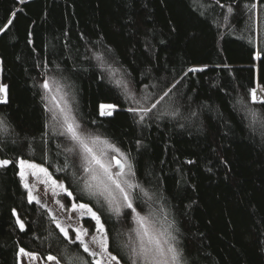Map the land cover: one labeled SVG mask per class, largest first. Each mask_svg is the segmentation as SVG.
I'll list each match as a JSON object with an SVG mask.
<instances>
[{
	"label": "trees",
	"instance_id": "1",
	"mask_svg": "<svg viewBox=\"0 0 264 264\" xmlns=\"http://www.w3.org/2000/svg\"><path fill=\"white\" fill-rule=\"evenodd\" d=\"M48 76L84 130L126 152L140 185L134 206L170 227L183 264H264V104L250 96L257 80L264 88V0H0V159L12 161L0 168V264H18L21 248L61 264L94 260L29 202L20 159L89 204L109 250L131 264L133 215L85 191L77 159L49 128ZM117 80L138 100L152 94L148 103L175 87L140 121Z\"/></svg>",
	"mask_w": 264,
	"mask_h": 264
},
{
	"label": "snow or ice",
	"instance_id": "2",
	"mask_svg": "<svg viewBox=\"0 0 264 264\" xmlns=\"http://www.w3.org/2000/svg\"><path fill=\"white\" fill-rule=\"evenodd\" d=\"M219 4V0H216ZM223 7V5H221ZM256 7L255 4L252 5ZM227 11L230 13L233 11L229 6ZM11 24V21H8ZM190 71H196V69H190ZM117 85H121L122 81L117 80ZM46 91L47 96L42 99H48L51 101L52 106L48 108V111L52 113V121L56 122L62 129L58 134L66 136L82 150L83 170L87 175L85 180L84 189L88 192L89 196L102 198L108 205V209L117 215L122 212V207L131 210L129 215L134 214V219L137 227L134 229L135 236L138 238L135 242V246L132 243L126 245L129 251L128 259L131 264H183L185 257L182 251L177 246L176 238L171 236L166 231H161L156 225L158 221L152 219L151 213L149 215H141L137 212L134 206L133 191L140 188L138 183H133L131 177L135 176L132 169V164L128 159V156L121 151L115 144L109 143L107 140H102L99 136L87 137L80 131L79 122L76 120L72 113L71 105L67 100V93L62 92V88L57 86L53 87L50 83V79L44 80L42 86ZM123 87L126 90L127 98L131 99L132 103L137 105L136 107H129L128 111L139 116V120L143 121L145 117L157 107V105L168 96L173 84L170 88L163 91V95H160L152 103H148L152 94L145 92L140 100L127 91V84L124 83ZM147 86H145V89ZM0 103H7V87L0 86ZM251 101L253 103L264 104V98L257 96L256 90L253 89L250 93ZM101 115H111V112H105L103 109H112L114 105H101ZM2 123V121H0ZM43 139V137H42ZM67 151H74L73 148L67 149ZM111 151L115 155H108ZM12 161L8 159L0 160V168L7 167ZM20 176L24 180V187L28 189L29 202L35 201L39 204L40 200L32 195V188L28 183V173L25 169L32 170V175L39 181L41 174L46 178L42 183L50 182L54 187H59L63 190L67 197H72V193L67 190L63 184H59L55 179L51 178V174L48 169L24 159L19 160ZM113 168L116 171H113ZM141 191H143L141 189ZM56 194V193H54ZM143 195L147 196L144 192ZM150 199V197H149ZM99 202V201H98ZM45 206V205H42ZM46 207V206H45ZM64 208V205H61ZM70 209L75 211L77 209L83 210L81 217L86 212L91 220L95 221L93 231L95 234L91 237V242L95 244L99 251L91 250L89 243L86 242L85 237L88 235V229L83 227H76L72 229V234L69 232V228L62 226L55 215L52 216L53 221H56V226L60 233L63 235L64 240L71 245H77V248H82L85 253L93 257L92 264H120L117 256L112 255L108 250V236L107 231L104 228V224L101 222L100 216L96 211L92 209L88 204L77 203L73 199L70 203ZM17 223L19 228L25 230L24 222L17 217ZM20 253L32 257L34 254L26 252L23 248L20 249ZM48 261H55L56 264H60V260L53 255H49L46 258ZM75 260L81 261V264H88L79 255L74 257Z\"/></svg>",
	"mask_w": 264,
	"mask_h": 264
},
{
	"label": "rangeland",
	"instance_id": "3",
	"mask_svg": "<svg viewBox=\"0 0 264 264\" xmlns=\"http://www.w3.org/2000/svg\"><path fill=\"white\" fill-rule=\"evenodd\" d=\"M18 1L20 3H23V2H25L27 0H18ZM46 79H50V83H51V85L53 87L59 86V87L62 88V92L66 93L64 88L59 83L54 81L51 77L48 76ZM123 84L124 83L122 82L121 87H122L123 91L126 93V90L123 87ZM0 86H6V85L2 81H0ZM129 90H130V88L127 85V91L129 92ZM255 90H256L257 96L259 98H264V88L259 84L258 80H257V83H256ZM43 94H44V97L47 96V93H46L45 90H43ZM0 95H2V94H0ZM67 100H68L69 104L71 105V109H72L73 115L75 116L76 120L78 121V119L76 117V114H75V111L73 109L72 103H71V101H70L68 96H67ZM44 102H45V106H46V109H47V112H48L49 128L52 130V132L58 134L60 131H62V129L59 127V125L56 122L52 121V119H51L52 113H50L48 111V108L52 106L51 101L48 100V99H44ZM101 105H113V104H101ZM100 106H99V110L101 112V107ZM115 110H116V107H114L112 109H103V111H105V112H109L110 111L111 115H113ZM111 115H103V116H111ZM79 125H80V123H79ZM80 131L83 132L85 134V136H87V137H95L96 136V135L84 130L81 125H80ZM59 136L66 141L68 149L69 148H73L74 149V151H72V153L75 156V158L77 159V161H78V163H79V165H80V167L82 169V173H83L82 174V178H83V181H84V184H85V180H87L88 177H87L86 173L83 170V163L84 162H83V159H82V150L79 149V147L75 144L74 141H71L66 136H61V135H59ZM101 139L102 140H107V139H104V138H101ZM107 141L109 143L113 144L111 141H109V140H107ZM121 151L124 152L122 149H121ZM124 153L126 154V152H124ZM108 155L109 156L115 155V153H112L111 151H109ZM128 159H129V157H128ZM24 160L29 161L31 163H35V164L41 165V166L47 168L43 164L31 161V160H27V159H24ZM19 168H20V165H19ZM132 169H133V167H132ZM25 171L28 173V183H29V185L32 188V195L36 196L40 200V203L38 205H40V206L45 205L46 207L45 206H42V207L44 209H46L51 216L55 215L56 218H57V221H59L62 226L68 227L70 234H72V229L73 228H76V227L87 228L88 229V235L85 237L86 242L89 243V247H90L91 250L99 251L98 247L91 242V237H92L93 234H95L94 231H93V226L95 225V221L91 220L90 216L86 212H84L83 217H81V213H82L83 210L77 209V210L73 211V210L70 209V203L73 201V199L75 200L73 194H72V197H67L66 194L63 192V190L61 188L54 187L50 182L42 183L41 181H44L46 179L42 174L40 176V180L38 181L32 175V170L25 169ZM48 171L51 174V178L52 179H55L59 184H63L67 188V186L65 185L64 181L59 180L58 178H56L49 169H48ZM113 171H116V169L113 168ZM130 179H132L133 183H137L135 176L131 177ZM22 181H23V184H24V180L23 179H22ZM67 190L69 192H71L68 188H67ZM27 192H28V189H27ZM134 192H135V190L133 191V193ZM54 193H56V194H54ZM100 199L103 201L102 198H100ZM33 202H35V201H33ZM75 202L83 203V202H79V201H76V200H75ZM84 204H86V203H84ZM61 205H64V208H61ZM125 211H129V209L122 207L121 214L123 212H125ZM137 212H139L141 215H146V214L141 213L139 210H137ZM152 219H154V218L152 217ZM154 220H156V219H154ZM156 221H158V220H156ZM55 223H56V221H55ZM133 225H134V227H133V236H134L133 240L134 241L132 243H133V246H135V242H136V240L138 238H136L135 232H134V229L137 227V225L135 223V219H134V214H133ZM156 227L159 228L161 231H166L171 236H174L169 226H164V225H162L159 222L156 225ZM104 228H105V226H104ZM107 236H108V234H107ZM108 250H109V239H108ZM25 251L26 252H30V251H27V250H25ZM109 252H111V251L109 250ZM31 253H33L34 255L32 257H29L27 255H24V254L20 253V250H19V253H18V264H56L55 261H48L46 259L47 257H43V256H41L38 253H35V252H31ZM112 255H114V254L112 253ZM112 264H115V262H112ZM120 264H123V263L120 261Z\"/></svg>",
	"mask_w": 264,
	"mask_h": 264
}]
</instances>
